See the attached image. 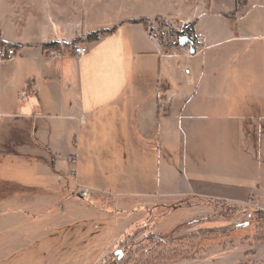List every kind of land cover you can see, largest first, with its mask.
Segmentation results:
<instances>
[{
  "label": "rangeland",
  "instance_id": "obj_1",
  "mask_svg": "<svg viewBox=\"0 0 264 264\" xmlns=\"http://www.w3.org/2000/svg\"><path fill=\"white\" fill-rule=\"evenodd\" d=\"M0 8L25 9L27 19L39 13L41 20L72 25L74 38L62 43L68 51L66 44L84 43L85 29L146 16L150 36L178 44L182 26L190 23L185 32L201 33L207 41L192 47L193 58L178 45L167 54L173 56L161 60L157 79L170 86L168 96L176 95L179 85H196L201 95L222 102L212 108L203 96L207 104L190 105L181 120L168 124V133L167 124H159L158 153L131 134L127 105L119 131L109 122L94 123L89 131L75 129L73 151L88 154L78 157L84 164L77 167L74 158L68 159L70 186L61 203L41 188L34 203L0 202V257L7 243L33 246L13 253L19 260L0 259V264H264V219L232 230L242 219L238 207L243 210L252 196L264 206V0H0ZM38 34L37 23L21 35ZM211 86L218 87L210 93ZM163 94L157 91L154 97ZM212 109L223 118L211 125ZM19 142L18 134L0 139V181L36 180L34 161L20 155ZM82 189L91 196L80 198ZM184 192L212 198H188ZM233 197L236 203L229 201ZM188 200L193 201L179 206ZM89 204L106 214L84 206ZM8 208L16 212H5Z\"/></svg>",
  "mask_w": 264,
  "mask_h": 264
},
{
  "label": "crops",
  "instance_id": "obj_2",
  "mask_svg": "<svg viewBox=\"0 0 264 264\" xmlns=\"http://www.w3.org/2000/svg\"><path fill=\"white\" fill-rule=\"evenodd\" d=\"M27 12L30 11L0 8L1 39L7 43L22 45L16 51L19 58L15 56L13 60L0 62V139L18 134L20 155L31 157L34 161L32 167L36 180L33 183L20 184L0 181V202L5 200L21 205L28 200L29 203H34L31 199L37 196L41 188L49 190L47 196L54 199L55 204L61 203L70 186L66 179L67 170H71L68 159L74 158L77 167L84 164H78V157L83 159L88 154L82 155L81 150L73 151L75 129L89 131L94 123L109 122L115 123L114 132L119 131L124 119V105H127L131 114L127 123L131 134L145 146L151 149L154 147L152 150L158 153L160 139H163V135L159 133V124H167L168 133V124L181 120L190 105L199 107L207 104V101H203V96L208 98L212 108L222 103L213 100L211 94L209 97L208 94L201 95V90L196 85L188 86L187 89L179 85L181 89L176 91V95L168 96L167 91L171 92L170 86L165 81H158L161 73L159 64L161 60L173 55L165 54L159 41L149 35L147 25L130 24L128 21L132 19H129L112 27L85 29V34L102 30H109V33L101 35L96 42H84L82 45L86 47L87 53L83 57H76L71 50H65L61 46L60 56L54 59L50 58L41 46L52 42L61 45L63 42H70L75 35L73 26L41 20L39 13L37 17L27 19ZM142 18L150 19L149 16ZM37 23L39 34L36 38H25L21 35L27 26ZM152 56L159 61L155 83L156 71L153 69ZM193 57L194 55L191 58ZM146 71L149 72L146 74ZM177 72L174 74L179 77ZM155 84L157 87H154ZM217 87L211 86L209 92ZM157 91H163L165 94L155 99ZM211 114V125L223 118L218 116L214 109ZM250 124L251 122L248 125ZM166 136L168 138V134ZM48 173H51L52 178L47 179ZM77 184L86 185L78 180ZM96 190L97 193L108 194ZM74 191L73 188L72 194ZM174 195L176 194H170L171 197H177ZM184 195L188 198H212L193 192H184ZM235 197L229 201L236 203ZM255 199L258 198L252 196L247 202L254 210L264 211V206L258 204ZM84 206L98 214H106V211L92 204ZM22 210L19 206L18 211L25 216ZM10 211L16 212V208L5 210L7 213ZM35 233L32 231V237H36ZM22 235L27 236V233L20 236ZM48 235L54 233L49 232ZM21 243V240H17L12 244L3 245L0 259L17 261L20 258L13 255L17 250H32L30 243Z\"/></svg>",
  "mask_w": 264,
  "mask_h": 264
},
{
  "label": "built area",
  "instance_id": "obj_3",
  "mask_svg": "<svg viewBox=\"0 0 264 264\" xmlns=\"http://www.w3.org/2000/svg\"><path fill=\"white\" fill-rule=\"evenodd\" d=\"M189 40L190 43H186L184 47L179 46V50L182 51L184 56L187 57H192L190 53V49L195 47L198 44H205L206 38L204 35L198 32H185V34ZM72 53L76 57H83L87 53V49L84 45H77L73 48ZM48 56L50 58H57L60 56V51L59 49H50L47 52ZM16 56V51L13 48L9 49H1L0 50V62L2 61H10L13 60ZM71 163L74 162V160H69ZM77 195L82 198V199H87L91 196V192L88 191L87 189H82L77 192ZM254 218V209L251 207V205H247L245 208L242 210V219H237L234 221L235 226H240L244 221H249Z\"/></svg>",
  "mask_w": 264,
  "mask_h": 264
},
{
  "label": "trees",
  "instance_id": "obj_4",
  "mask_svg": "<svg viewBox=\"0 0 264 264\" xmlns=\"http://www.w3.org/2000/svg\"><path fill=\"white\" fill-rule=\"evenodd\" d=\"M128 23H130V24H144V25H147L148 19L147 18L132 19V20H129ZM106 33H109V30H102L100 32L89 33L85 37L84 42H96L97 40H99V37L101 35H104ZM174 33H175L174 35L178 34L177 32H174ZM159 41H160V45H161L163 51L165 52V54H171V52H173V50L175 48H177V46H178L177 43H172V42L167 44L161 38L159 39ZM74 44L75 43L66 44L65 47L72 51L73 48L75 46H77V45L74 46ZM21 46L22 45H20V44H12V43L4 42L1 39V37H0V50L3 49V48H5V49L13 48V49H15V51H18L21 48ZM60 46H62V45H60L58 42H52V43L44 44L41 47H42L43 50L48 52L50 49H60ZM190 201L191 200H188L185 203L180 204L179 206H183V207L184 206H188L189 204H187V203H190ZM238 208H240V209L237 210L236 215H238L239 213L242 214L241 206L238 207ZM255 216H257V217H255ZM263 219H264V211H262V210H254V218L252 220L244 221L240 226L233 225L232 226L233 227L232 230H243V229H245L247 227H250L252 223H257V221H262ZM222 230L225 231V229H213V230H211V232H219V231H222ZM208 232H210V231H208Z\"/></svg>",
  "mask_w": 264,
  "mask_h": 264
},
{
  "label": "water",
  "instance_id": "obj_5",
  "mask_svg": "<svg viewBox=\"0 0 264 264\" xmlns=\"http://www.w3.org/2000/svg\"><path fill=\"white\" fill-rule=\"evenodd\" d=\"M190 26V23H186L185 25L182 26V30H181V35L178 37V45L181 47H184L186 45V43H190L187 36L184 35L185 30ZM190 53L191 55L195 54V50L193 48L190 49ZM121 256V252H118Z\"/></svg>",
  "mask_w": 264,
  "mask_h": 264
}]
</instances>
